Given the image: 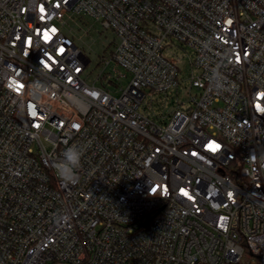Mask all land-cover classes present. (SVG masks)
I'll return each instance as SVG.
<instances>
[{
	"label": "built area",
	"instance_id": "2783aa9c",
	"mask_svg": "<svg viewBox=\"0 0 264 264\" xmlns=\"http://www.w3.org/2000/svg\"><path fill=\"white\" fill-rule=\"evenodd\" d=\"M95 25L118 96L87 80ZM248 256L264 264V0H0V264Z\"/></svg>",
	"mask_w": 264,
	"mask_h": 264
},
{
	"label": "rangeland",
	"instance_id": "374dc122",
	"mask_svg": "<svg viewBox=\"0 0 264 264\" xmlns=\"http://www.w3.org/2000/svg\"><path fill=\"white\" fill-rule=\"evenodd\" d=\"M115 36L110 31H104L99 25H95L94 29L89 33L83 36L81 41H78V45L81 46L84 51L87 53L90 64L88 65L86 69V76H88V82L90 84H95L98 87H104V82L101 80H98L99 74L102 72L103 64L101 62V56L103 55L105 49L107 47L111 48V45H113ZM185 51H181L180 49L176 48L174 50V53L182 57L184 55ZM188 54L192 55V51L188 50ZM188 55L184 57V60L187 61ZM120 71V70H119ZM107 72H110L115 77L118 75V70L109 69ZM129 84V79H123L122 82L119 84V87H127ZM187 85V84H186ZM115 96L119 95V88L114 86L111 83H106L105 85ZM185 87V86H184ZM181 95L179 97L180 100H187L188 95L186 94L185 90L181 89ZM194 93H198L197 90H194ZM171 102L173 99H170ZM162 96L156 97L154 101H151L150 99H147L145 101L146 105L148 107H153L156 109L158 103L162 102ZM256 258L248 256L247 258H244L241 264H255Z\"/></svg>",
	"mask_w": 264,
	"mask_h": 264
},
{
	"label": "clouds",
	"instance_id": "9594fccd",
	"mask_svg": "<svg viewBox=\"0 0 264 264\" xmlns=\"http://www.w3.org/2000/svg\"><path fill=\"white\" fill-rule=\"evenodd\" d=\"M214 77L217 81L221 79V77L215 76V74ZM83 157L84 150L80 145L73 144L64 150L61 159L56 162L54 168L58 179L62 183L71 185L76 182L78 172L82 167Z\"/></svg>",
	"mask_w": 264,
	"mask_h": 264
},
{
	"label": "snow or ice",
	"instance_id": "6c2138e0",
	"mask_svg": "<svg viewBox=\"0 0 264 264\" xmlns=\"http://www.w3.org/2000/svg\"><path fill=\"white\" fill-rule=\"evenodd\" d=\"M41 11H43V8H41ZM54 31V30H53ZM46 38H47V36H46ZM33 115H35V113H33ZM185 195H187V193L185 192L184 193Z\"/></svg>",
	"mask_w": 264,
	"mask_h": 264
}]
</instances>
